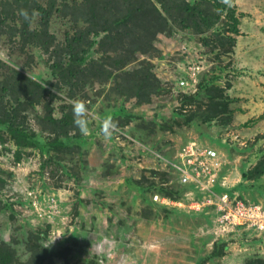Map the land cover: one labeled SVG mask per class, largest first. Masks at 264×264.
<instances>
[{
	"label": "rangeland",
	"instance_id": "1",
	"mask_svg": "<svg viewBox=\"0 0 264 264\" xmlns=\"http://www.w3.org/2000/svg\"><path fill=\"white\" fill-rule=\"evenodd\" d=\"M62 1L72 0H55L57 10L48 27L57 43L75 29ZM39 2L48 5V0ZM221 2L224 9L212 7L220 19L211 27L198 32L171 21L154 31L148 50L129 56L119 70L138 78L146 68L151 72L159 88L150 102L116 96L111 76L77 91L74 96L86 104L90 122L82 133L83 154L65 157L64 169L55 159L41 158L37 148L26 149L16 161L12 141L0 142V176L6 180L0 192V241L14 248L18 260L26 262L29 250L39 244L53 249V264H241L251 256L264 257V229L223 228L215 209L192 211L191 198L203 197L194 186L172 197L156 191L179 182L170 163L184 144L198 141L219 152L223 191L231 199L264 192V169L257 176L252 172L264 160V101L240 117L242 108L251 110L249 99H264V0ZM2 7L0 2V18ZM229 12L238 20L237 33L228 30ZM39 20L33 10L29 26H38ZM14 22L20 26L19 18ZM8 35H0V58L32 77L48 76L49 57L42 43L36 47L25 37L14 41ZM194 48L197 54L191 57ZM234 52L242 56L238 68L226 61ZM194 60L203 62L201 72L196 81L189 78V87L179 89L182 68ZM4 72L0 67V75ZM214 85L219 90L210 99L207 86ZM54 91L58 98L51 100L52 113L59 116L60 104L70 98L65 90ZM122 107L130 112L126 118H113L119 113L110 112ZM182 110L193 119L185 120ZM44 111L43 104L28 108L25 124L37 128L36 119ZM105 114L117 124L110 137L101 132ZM244 172L251 175L242 177ZM135 180L151 185L150 190L134 186ZM221 241L226 243L224 253L211 257L214 244Z\"/></svg>",
	"mask_w": 264,
	"mask_h": 264
},
{
	"label": "trees",
	"instance_id": "2",
	"mask_svg": "<svg viewBox=\"0 0 264 264\" xmlns=\"http://www.w3.org/2000/svg\"><path fill=\"white\" fill-rule=\"evenodd\" d=\"M39 1L0 0L4 7L3 17L0 18V35L9 34L8 38L14 41L25 37L28 42L35 43L36 47L42 43L41 49H44L49 57L46 61L48 76L40 73L36 74V77L10 66L0 58V67L7 70L0 75V142L4 144L6 140L12 141L15 145L16 161L20 160L26 149L37 148L41 158L46 155L45 160L48 162L57 160L62 169L65 168L62 164L65 157L83 154L82 133L73 124L70 103L76 99L74 95L79 89L89 83L100 84L103 79L111 76L110 88L116 96L124 99L133 98L138 104L150 102L153 94L158 92L159 85L147 68L141 72L139 78L132 76L135 74L133 72H129L130 76L119 74V70L127 66L129 56L139 55L144 48L148 50L152 34L157 28L165 29L169 22L173 21L184 27L192 25V28L199 32L208 29L220 19V14L212 11L213 6L225 8L221 2L223 0L62 1L66 12H71L70 20L75 24V29L65 36L63 43H57L55 36L48 31L50 16L57 10L55 0H48L46 8ZM21 9L28 11L30 19L31 13L36 10L40 14L38 26L30 27V19L26 21L19 14ZM15 18H19L20 26L14 22ZM227 18L230 19V23H227L228 30L237 33V18L232 12L227 14ZM79 23H82L83 27L79 26ZM39 37L44 40L39 42L41 41ZM207 87V95L212 99L219 88L216 85ZM54 89L65 90L70 98L60 104L59 116L52 113L54 108L51 106V100L58 98ZM36 104H43L45 111L36 119L37 128H33L25 124V112ZM222 109L227 110L224 106ZM212 110L215 111L216 106L212 107ZM110 113H119L113 118L125 119L130 112L122 107L113 109ZM179 114L187 121L193 119L192 113L188 115L182 110ZM104 117H107V114L102 118ZM260 169H264V160L252 168L255 176L261 174ZM248 175L251 173L241 174L242 177ZM5 182V178L0 176V192ZM133 185L142 190H150L151 187V185L143 187L139 180H135ZM188 188L191 189L188 184L175 182L166 186L160 185L156 191L172 197L181 195ZM215 190L219 193L224 187L217 185ZM36 246L35 249L29 250L31 253L26 262H21L15 255L13 247L0 241V264H53V249L49 246L42 247L40 244ZM214 249L210 252L211 257L222 255L226 243L223 241L215 243ZM241 264H264V257L251 256Z\"/></svg>",
	"mask_w": 264,
	"mask_h": 264
},
{
	"label": "built area",
	"instance_id": "3",
	"mask_svg": "<svg viewBox=\"0 0 264 264\" xmlns=\"http://www.w3.org/2000/svg\"><path fill=\"white\" fill-rule=\"evenodd\" d=\"M194 50L196 51V48L190 51L191 57L197 54ZM202 63L194 60L188 69L182 68L183 74L177 84L179 89L190 86V77L196 81V74L201 72ZM170 166L180 183L192 185L203 194L200 200L191 198L189 207L192 211L196 212L200 208L215 209V212L219 214L216 222L223 228L233 229L242 226L264 229L262 203L238 197V195L231 199L227 191L217 195L215 186L225 185V177L220 179L224 162L215 149L198 141H189L176 152Z\"/></svg>",
	"mask_w": 264,
	"mask_h": 264
},
{
	"label": "clouds",
	"instance_id": "4",
	"mask_svg": "<svg viewBox=\"0 0 264 264\" xmlns=\"http://www.w3.org/2000/svg\"><path fill=\"white\" fill-rule=\"evenodd\" d=\"M225 2H227V0H225ZM19 14L24 17L26 21L30 19L29 13L25 9H21ZM70 103L73 115V124L80 130L81 133L86 132L90 122L88 119L90 113L86 104L79 99H73ZM100 126L101 132L105 137H110L112 132L117 128L116 122H114L111 117L102 118L100 120ZM59 236L61 235H58L57 237Z\"/></svg>",
	"mask_w": 264,
	"mask_h": 264
},
{
	"label": "crops",
	"instance_id": "5",
	"mask_svg": "<svg viewBox=\"0 0 264 264\" xmlns=\"http://www.w3.org/2000/svg\"><path fill=\"white\" fill-rule=\"evenodd\" d=\"M238 52V51H237ZM237 52L235 53L234 52V55H231V57H228L227 58V60L226 61H228V64H230V66H235V67H239L240 66V64L241 65H243V61H242V56H238L237 55ZM244 53H246V52H244ZM243 53V54H244ZM239 54V53H238ZM244 59H245V56H244ZM246 60V59H245ZM234 68V67H233ZM236 68V69H237ZM232 69V68H231ZM239 72V71H238ZM258 87V86H257ZM254 90H255V88H254ZM258 90H259V88H258ZM258 93H259V91H258ZM259 97V96H258ZM260 98H261V100H260ZM260 98H251V99H249V105H250V111H248V112H246L245 110H244V108H242L243 109V111L240 113V117H245L246 115H248V113L249 112H251L252 110H254V109H256V107H254V104H258L259 103V101H264V99L262 98V97H260ZM242 101V100H241ZM243 102V101H242ZM244 103H246V102H244ZM254 113V112H253ZM249 124H252V123H249ZM244 126H245V128H250L251 126H253V125H251V126H248V127H246L247 126V124L245 125L244 124ZM242 128H244V127H242ZM251 191V190H250ZM263 191H264V189H263ZM246 195H250V193L249 192H246L245 193ZM250 200H254V201H257V202H261V203H263L264 204V192H262V195H254L253 197H251V196H249L248 197Z\"/></svg>",
	"mask_w": 264,
	"mask_h": 264
},
{
	"label": "bare ground",
	"instance_id": "6",
	"mask_svg": "<svg viewBox=\"0 0 264 264\" xmlns=\"http://www.w3.org/2000/svg\"><path fill=\"white\" fill-rule=\"evenodd\" d=\"M178 41V40H177ZM165 48V47H164ZM247 48V47H246ZM256 68V67H255ZM248 72V71H247ZM257 94V93H256ZM243 111V110H242ZM172 119V118H171ZM168 123V122H167ZM149 132V131H148ZM136 135V134H135ZM158 136V135H157ZM153 137V136H152ZM138 140V139H137ZM131 141V140H130ZM163 144V143H162ZM151 145V144H150ZM158 145V144H157ZM149 147V146H148ZM264 148V147H263ZM160 149V148H159ZM165 157V156H164ZM158 159V158H157ZM157 162V161H156ZM104 164V163H103ZM168 165V164H167ZM153 171V170H152ZM153 174V173H152ZM147 181V180H146ZM151 183V182H150Z\"/></svg>",
	"mask_w": 264,
	"mask_h": 264
}]
</instances>
